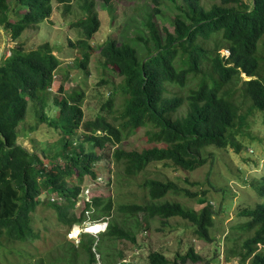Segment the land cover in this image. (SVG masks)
<instances>
[{"label": "trees", "instance_id": "16d2710c", "mask_svg": "<svg viewBox=\"0 0 264 264\" xmlns=\"http://www.w3.org/2000/svg\"><path fill=\"white\" fill-rule=\"evenodd\" d=\"M58 1L66 8L73 2ZM94 1L84 0L86 18L72 24L84 33L82 40L70 42L81 53L75 61L82 71L89 70L94 54L91 42L101 27ZM169 1L179 11L173 22L167 23L169 27L155 21L162 13V0H152L155 7L142 23L147 36L122 43L109 37L100 48L104 67L122 79L115 92L124 96L123 108L111 121L102 113L85 120L82 90L51 96L61 61L50 43L26 50L17 42L30 27L51 19L53 0H0V28L8 30L16 44L10 57L0 63V258L6 264H78L82 253L87 264H99L98 254L101 264H110L107 240L125 239L135 244L136 238L109 219L111 199L92 194L87 201L82 187L89 178L97 180L109 149L145 128L151 148L113 151L115 162L124 165V176L135 177L153 164L190 173L204 166L208 157L213 158L211 153L203 156L206 149L231 146L240 150L234 134L245 118L239 115L238 97L250 101L252 110L264 112V0H214L208 7L203 0ZM129 43L143 44L146 56L141 58ZM191 81H196L195 86L183 95L181 90ZM58 90L62 95L63 86ZM30 105L34 123L30 120L32 124L26 127ZM113 107L110 99L101 111L111 115ZM22 135L30 137L35 149L41 138L53 140V145L47 143L41 157L37 150L31 152L19 144ZM144 188L149 202L122 205L123 213L134 217L143 213L165 221L179 218L191 223L200 239L212 241L215 211L206 192L191 193L165 175L147 179ZM45 193L49 195L46 205L56 211L68 232L75 225L83 228L89 213L94 222L108 218L107 229L99 238L82 233L80 245L69 240V245L59 246L56 256L35 257L28 247L40 234L34 232L31 218L43 204ZM170 194L197 198L203 208L196 211L179 202L163 201ZM255 197L254 208L250 204L239 207L238 217L243 221L238 227L250 234L241 247V264H264V175L261 181L256 180ZM59 199L63 205L56 203ZM80 204L83 208L77 217L71 211ZM33 259L37 261L33 263ZM188 260L200 261L192 248L181 258L183 263ZM149 262L169 264V259L152 253Z\"/></svg>", "mask_w": 264, "mask_h": 264}, {"label": "rangeland", "instance_id": "374dc122", "mask_svg": "<svg viewBox=\"0 0 264 264\" xmlns=\"http://www.w3.org/2000/svg\"><path fill=\"white\" fill-rule=\"evenodd\" d=\"M94 2L101 27L91 42L94 54L89 61V75L86 74L88 71L80 70L78 62L75 61L81 58V53L70 46V42L76 43L84 38L82 30L72 26L86 18V10L83 9L84 0H73L68 8L61 5L58 0H53L51 19L39 26L30 27L17 42L21 43L26 50L35 49L48 42L55 50L54 53L61 61V69L58 70L50 91L52 97H63L82 90L85 96L82 103L85 120H94L102 113L109 120L114 121L123 108L124 96L119 90L115 92V88L122 83V79L104 67L99 53L100 48L109 37L122 43L136 42V36H147L148 31L144 30L142 23L146 22L155 6L152 0H113L110 5L101 0ZM202 2L208 7L214 0H203ZM161 10L162 13L155 19L159 22V26L173 22L179 13L169 0H162ZM166 27H169V24ZM129 44L138 50L141 58L146 56V48L143 44ZM15 45L9 31L0 28V63L10 57L11 49ZM104 81L107 83H103ZM195 84L196 81H191L186 88L181 90V93L189 94ZM61 85L63 86L62 95L58 90ZM236 86L240 91L241 85ZM110 99L114 101L111 115L108 111H101ZM237 104L240 107L239 115L245 118L244 121L238 123L234 134L235 141L240 144V150L237 151L231 146L225 150L206 149L203 151V156H209L211 153L213 158L208 157L206 164L193 172L186 173L169 165L153 164L135 177L124 176V165L115 162L112 157L113 151L121 149L127 152H141L151 148L153 145L148 142L145 128L137 129L133 134H129L121 144L108 150L109 157L101 162L97 180L89 178L84 181L82 187L87 200L91 199L92 194L95 198H102L105 201L111 199L113 209L109 219L136 238L135 244L125 239L107 240L106 260L110 264L119 262L150 264L149 255L152 253L165 255L169 259V264H241V247L250 234L239 229L238 223L243 220L238 217V213L240 212L239 207L244 208L247 204H250L252 208L255 207L257 202L255 183L256 180L261 181L264 175V112L252 110V103L248 100L243 101L240 97H238ZM32 118L33 107L30 105L26 127L32 124L30 123ZM41 141L42 143L38 141V149H35L30 137L22 135L19 138V144L31 152L37 150L42 157L41 150L47 149V143L52 146L53 140L47 141L41 138ZM157 175H165V179L176 182L181 188L191 193L206 192V199L215 211L214 226L210 229L211 242L196 236L192 224L182 219L173 218L168 221L159 218L151 219L143 213L134 217L120 210L122 205L148 203L150 198L144 188V183L147 179L156 178ZM48 198V193L41 197L43 204L38 207L31 218L34 232L40 234V239L33 241L28 247L35 257L56 256V252L60 251L59 246H67L68 242H72L70 235L68 236L72 231L68 232V229L59 221L56 211L46 205ZM196 199L170 194L163 201L179 202L187 208L200 211L203 206L198 204ZM54 200L51 198V201ZM56 201L59 206L64 204L61 199ZM81 208L83 204L82 206L80 204L78 208L75 207L71 212L78 217ZM86 217L88 219L84 233L87 228L91 229L96 225L106 226L107 229L108 218L107 221L101 218L94 222L90 213ZM104 227L97 233L91 232V235L99 238L100 234L106 230ZM75 244H77L76 241ZM88 244V239H85V245ZM191 248L200 257V261L188 260L183 263L181 258ZM96 258L101 264L99 254ZM86 259L87 256L82 253L78 264H87ZM46 260L49 261V259ZM36 261V259L32 260L33 263ZM0 264H6V262L0 258ZM16 264H21V262Z\"/></svg>", "mask_w": 264, "mask_h": 264}, {"label": "built area", "instance_id": "2783aa9c", "mask_svg": "<svg viewBox=\"0 0 264 264\" xmlns=\"http://www.w3.org/2000/svg\"><path fill=\"white\" fill-rule=\"evenodd\" d=\"M224 54H229L228 53V51H225V53ZM56 78V77H55ZM90 199H88L87 201H89ZM80 228H82L81 226H75L73 229H72V232H71V234H70V238L71 239H73V240H75L76 242H77V244L80 242V235L82 234V233H84V230H86V229H84L85 227H83L82 228V230L80 229ZM76 232H78L77 233V235L74 237V234L76 233Z\"/></svg>", "mask_w": 264, "mask_h": 264}, {"label": "bare ground", "instance_id": "6f19581e", "mask_svg": "<svg viewBox=\"0 0 264 264\" xmlns=\"http://www.w3.org/2000/svg\"><path fill=\"white\" fill-rule=\"evenodd\" d=\"M101 228H102V226H98V225H96V226H94L93 228L90 229V232H95V233H97L98 230H100Z\"/></svg>", "mask_w": 264, "mask_h": 264}, {"label": "water", "instance_id": "95a60500", "mask_svg": "<svg viewBox=\"0 0 264 264\" xmlns=\"http://www.w3.org/2000/svg\"><path fill=\"white\" fill-rule=\"evenodd\" d=\"M102 227H104V226H102ZM89 228H90V227H89ZM89 228H87L86 233H91ZM104 228L106 229V226H105Z\"/></svg>", "mask_w": 264, "mask_h": 264}, {"label": "clouds", "instance_id": "9594fccd", "mask_svg": "<svg viewBox=\"0 0 264 264\" xmlns=\"http://www.w3.org/2000/svg\"><path fill=\"white\" fill-rule=\"evenodd\" d=\"M75 226H79V225H75ZM75 226H74V227H75ZM74 227H73V228H74ZM84 227H85V226H84ZM73 228H72V229H73ZM72 229L70 230V232L72 231ZM70 234H71V233H69L68 236H69ZM88 234H91V233H88ZM70 239H71V238H70ZM71 240H73V239H71Z\"/></svg>", "mask_w": 264, "mask_h": 264}]
</instances>
